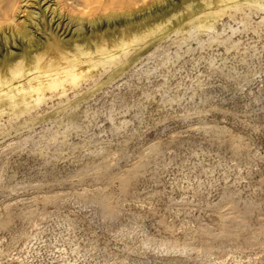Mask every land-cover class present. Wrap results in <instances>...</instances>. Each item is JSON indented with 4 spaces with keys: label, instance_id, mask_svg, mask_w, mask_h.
Instances as JSON below:
<instances>
[{
    "label": "rangeland",
    "instance_id": "374dc122",
    "mask_svg": "<svg viewBox=\"0 0 264 264\" xmlns=\"http://www.w3.org/2000/svg\"><path fill=\"white\" fill-rule=\"evenodd\" d=\"M203 20L0 117V264H264V8Z\"/></svg>",
    "mask_w": 264,
    "mask_h": 264
},
{
    "label": "bare ground",
    "instance_id": "6f19581e",
    "mask_svg": "<svg viewBox=\"0 0 264 264\" xmlns=\"http://www.w3.org/2000/svg\"><path fill=\"white\" fill-rule=\"evenodd\" d=\"M196 1L158 13L152 0H0V117L19 118L50 97L83 88L102 70L119 76L153 42L188 24L215 30L203 20L206 13L264 8V0ZM161 247L183 251L170 242Z\"/></svg>",
    "mask_w": 264,
    "mask_h": 264
}]
</instances>
